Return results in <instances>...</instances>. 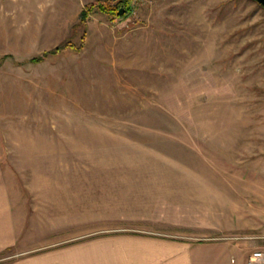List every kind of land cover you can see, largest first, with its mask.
Instances as JSON below:
<instances>
[{
  "label": "rangeland",
  "instance_id": "rangeland-1",
  "mask_svg": "<svg viewBox=\"0 0 264 264\" xmlns=\"http://www.w3.org/2000/svg\"><path fill=\"white\" fill-rule=\"evenodd\" d=\"M92 1L106 2L0 0V162L18 226L0 264L121 261L161 240L246 263L264 248V6L133 0L84 24Z\"/></svg>",
  "mask_w": 264,
  "mask_h": 264
},
{
  "label": "crops",
  "instance_id": "crops-1",
  "mask_svg": "<svg viewBox=\"0 0 264 264\" xmlns=\"http://www.w3.org/2000/svg\"><path fill=\"white\" fill-rule=\"evenodd\" d=\"M18 242V226L16 222V215L11 199L10 190L5 179L2 164L0 162V253L13 246ZM146 243V241H144ZM174 242L158 241L156 249L160 252H155L151 249L144 250L142 255L125 256L123 260L117 259L115 255L97 257V264H120V263H133V264H245L238 256L237 248L231 249V252H222L214 248L215 243L211 242L210 247L206 245L194 247L192 249H182L177 251L173 245ZM213 244V245H212ZM146 245V244H145ZM153 247V246H152ZM173 254L170 257V254ZM65 254V253H64ZM63 254V255H64ZM144 254V255H143ZM248 256V255H247ZM57 255H50L46 257H32L26 260H21L17 263L8 264H72V260L64 257L59 258ZM172 258V259H171ZM48 262L45 263V260ZM247 259V258H246ZM79 263L87 264L88 259L81 257ZM131 260V262H129Z\"/></svg>",
  "mask_w": 264,
  "mask_h": 264
},
{
  "label": "trees",
  "instance_id": "trees-1",
  "mask_svg": "<svg viewBox=\"0 0 264 264\" xmlns=\"http://www.w3.org/2000/svg\"><path fill=\"white\" fill-rule=\"evenodd\" d=\"M132 2L133 0H123V2L118 6L116 7H113V5H111L110 3H108V1L106 2H95V1H92L90 3H87L83 10H82V13H81V21L82 23H86L87 22V18L88 16L93 12L95 11L96 9H99V10H104V11H107L108 13L110 14H113V15H116L119 8H123V7H126L127 11L129 9H131L132 7ZM62 49V46H58L50 51H45L42 55L40 56H36L34 58L31 59L32 62H39L41 60H43L45 58V56H47L48 54L50 53H56V52H59L60 50Z\"/></svg>",
  "mask_w": 264,
  "mask_h": 264
},
{
  "label": "built area",
  "instance_id": "built-area-1",
  "mask_svg": "<svg viewBox=\"0 0 264 264\" xmlns=\"http://www.w3.org/2000/svg\"><path fill=\"white\" fill-rule=\"evenodd\" d=\"M106 1H108L113 5H119L123 2V0H106ZM245 264H264V248H256L252 250L248 254Z\"/></svg>",
  "mask_w": 264,
  "mask_h": 264
},
{
  "label": "water",
  "instance_id": "water-1",
  "mask_svg": "<svg viewBox=\"0 0 264 264\" xmlns=\"http://www.w3.org/2000/svg\"><path fill=\"white\" fill-rule=\"evenodd\" d=\"M257 2H259L260 4H262L264 6V0H255ZM126 12V8H120L119 11H118V15H122Z\"/></svg>",
  "mask_w": 264,
  "mask_h": 264
}]
</instances>
